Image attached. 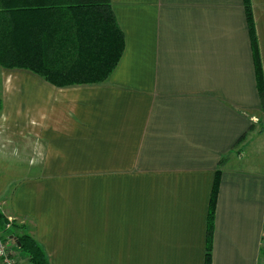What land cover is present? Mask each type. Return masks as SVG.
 Returning <instances> with one entry per match:
<instances>
[{
	"label": "crops",
	"instance_id": "0c3cea01",
	"mask_svg": "<svg viewBox=\"0 0 264 264\" xmlns=\"http://www.w3.org/2000/svg\"><path fill=\"white\" fill-rule=\"evenodd\" d=\"M111 2L125 50L105 83L5 70L0 145L15 139L36 172L0 211L50 264H205L220 170L212 264H261L264 97L244 0Z\"/></svg>",
	"mask_w": 264,
	"mask_h": 264
},
{
	"label": "trees",
	"instance_id": "16d2710c",
	"mask_svg": "<svg viewBox=\"0 0 264 264\" xmlns=\"http://www.w3.org/2000/svg\"><path fill=\"white\" fill-rule=\"evenodd\" d=\"M261 97L264 77L251 0H244ZM125 39L111 0H0V68L31 72L57 88L105 83L118 66ZM3 98L0 92V115ZM223 160L221 161V164ZM220 170L208 217L205 264H212V235ZM3 238L20 244L27 264H50L44 248L17 221L0 211Z\"/></svg>",
	"mask_w": 264,
	"mask_h": 264
},
{
	"label": "rangeland",
	"instance_id": "374dc122",
	"mask_svg": "<svg viewBox=\"0 0 264 264\" xmlns=\"http://www.w3.org/2000/svg\"><path fill=\"white\" fill-rule=\"evenodd\" d=\"M7 72L0 68V92L3 95L5 81L8 82ZM28 97L24 99L25 112L28 108ZM12 148L6 149L0 145V193L9 195L8 193L14 190L16 184L24 177L33 175L36 172L32 168L28 155L23 151L22 146L15 144V139L11 142ZM17 146V147H16ZM9 150L11 151L9 153ZM10 222L15 220H9ZM3 236V234L1 235Z\"/></svg>",
	"mask_w": 264,
	"mask_h": 264
},
{
	"label": "built area",
	"instance_id": "2783aa9c",
	"mask_svg": "<svg viewBox=\"0 0 264 264\" xmlns=\"http://www.w3.org/2000/svg\"><path fill=\"white\" fill-rule=\"evenodd\" d=\"M18 245L12 238H3L0 235V262L1 264H21L18 259ZM261 264H264V235L261 242Z\"/></svg>",
	"mask_w": 264,
	"mask_h": 264
},
{
	"label": "water",
	"instance_id": "95a60500",
	"mask_svg": "<svg viewBox=\"0 0 264 264\" xmlns=\"http://www.w3.org/2000/svg\"><path fill=\"white\" fill-rule=\"evenodd\" d=\"M17 245H18V247H20V244L19 243H17Z\"/></svg>",
	"mask_w": 264,
	"mask_h": 264
}]
</instances>
